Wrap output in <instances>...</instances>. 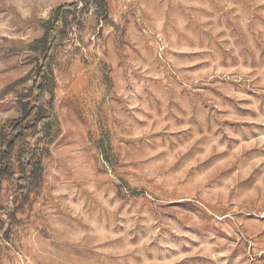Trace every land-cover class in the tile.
<instances>
[{
	"label": "rangeland",
	"instance_id": "rangeland-1",
	"mask_svg": "<svg viewBox=\"0 0 264 264\" xmlns=\"http://www.w3.org/2000/svg\"><path fill=\"white\" fill-rule=\"evenodd\" d=\"M0 264H264V0H0Z\"/></svg>",
	"mask_w": 264,
	"mask_h": 264
},
{
	"label": "trees",
	"instance_id": "trees-1",
	"mask_svg": "<svg viewBox=\"0 0 264 264\" xmlns=\"http://www.w3.org/2000/svg\"><path fill=\"white\" fill-rule=\"evenodd\" d=\"M78 6L79 5H78L77 2L70 3V4H64V5L60 6L59 9L57 10V16H61L60 14H63L66 11L76 10ZM57 22H63V20L61 18H57ZM63 24H65V23L63 22ZM53 29H54V32H56L54 41L57 42L58 38H59V36L57 35V32L59 33V27L57 28V25H53L51 30H53ZM62 33L64 34L63 30H62ZM47 35H48V33H47ZM47 38H48V36H46L44 38V40H43L44 51L48 53V55L45 58V61H48L49 55L51 54L52 50L54 49V47L56 45V44H53V43L49 44ZM36 91H38L36 103H35V105L32 108H30V110L25 111V116L22 118L21 122L26 121L28 118H30L36 112V120H35V124H33L34 125L33 127L39 128L38 126H39L40 123L41 124H42V122L43 123H48L49 120H50V118L48 116H45V115L41 114L40 106H42L43 108H49L50 109V105H49V103L46 100V93H47L46 88L43 85H40V86H38L36 88ZM19 126H20V124H19ZM19 126H18V128H19ZM20 129L26 131L27 126L26 127H24V126L21 127L20 126ZM2 143H3L2 146H3V149H4L5 148V141H3ZM11 159H12L11 154L7 150H5L4 156H3V167H4V164L7 161H10ZM5 171L6 170L3 169V172H5ZM25 176H21L18 179V182L22 183V181H24V179H26V178L29 179L27 176L26 177ZM27 182H28V180H27Z\"/></svg>",
	"mask_w": 264,
	"mask_h": 264
}]
</instances>
